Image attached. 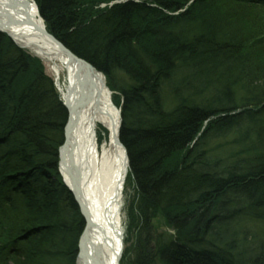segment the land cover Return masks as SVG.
<instances>
[{"label":"trees","instance_id":"obj_1","mask_svg":"<svg viewBox=\"0 0 264 264\" xmlns=\"http://www.w3.org/2000/svg\"><path fill=\"white\" fill-rule=\"evenodd\" d=\"M34 1L121 110L127 242L135 233L121 264H264L263 238L242 243L264 221V0ZM67 116L43 62L0 33V264H76L85 219L58 166ZM158 215L175 237L155 250Z\"/></svg>","mask_w":264,"mask_h":264},{"label":"bare ground","instance_id":"obj_2","mask_svg":"<svg viewBox=\"0 0 264 264\" xmlns=\"http://www.w3.org/2000/svg\"><path fill=\"white\" fill-rule=\"evenodd\" d=\"M10 2L0 0V29L6 30L19 46L32 50L50 67L61 96L68 106L74 105L78 101L72 90L70 63L51 39L33 28V25H42L38 8L28 0ZM88 74L96 91L74 115L72 152L68 159L81 177L80 205L89 221L80 244L78 264H117L116 258L123 251L120 214L128 169L126 153L119 141L121 115L103 73L90 68ZM101 129L105 135L99 142ZM64 177L68 182L65 173Z\"/></svg>","mask_w":264,"mask_h":264},{"label":"water","instance_id":"obj_3","mask_svg":"<svg viewBox=\"0 0 264 264\" xmlns=\"http://www.w3.org/2000/svg\"><path fill=\"white\" fill-rule=\"evenodd\" d=\"M27 1V0H26ZM28 1H32V0H28ZM9 3L10 0H9ZM33 5L35 4L34 1H32ZM36 6V4H35ZM38 8V7H37ZM13 9L15 10V8L13 7ZM39 18H41V26H34L33 28H35L37 30V32L42 35L45 36L49 39H51L57 46L58 49H60V51L63 53V55L66 57V59L68 60V62L71 65V70H72V80L73 82V86H72V90L76 92L77 98L76 100L78 101L77 103H75L74 105L67 104V102H65V99L62 100L63 105L65 106L67 112H68V118L66 121V125L64 128V141L62 143V146L59 149V172L61 174V176L64 178V182L65 185L69 188L70 192L72 193L73 197L76 199L77 203L79 204V208L81 209V213L83 218L85 219V227H84V231L81 234L80 238H79V244H78V255L76 257V264H78L81 260V251H80V244L82 242V237L84 236L85 232H86V228L87 225L89 224V221L87 220V216H86V211H84L83 208H81L80 205V201L82 200V192H81V185H80V179L81 177L78 174L77 169H75V167L72 165V163L69 161L70 160V156H71V136H72V128H73V119H74V115L76 113H78V110L82 107V105L85 102H89V100L92 98V96L95 94V88H94V84L92 82V79L89 78V69H94L95 72H97V69L91 64L88 63L86 60L82 59V58H78L69 48H66L64 46V44L58 39L55 38L51 33L48 32V30L45 28V24L44 21L42 19V17L39 16ZM0 33L1 34H5L7 35V37L9 38V40H11L13 42V44H15L16 46H18L19 48L23 49V50H27L29 53H31L33 56L38 57L40 59V57L36 54L32 53V50H29L28 48H24L18 45V43L16 42V40L13 39V37L11 36V34H9L6 30H1L0 29ZM99 73V72H98ZM119 110V109H118ZM119 114H120V110H119ZM120 121V125H119V129L121 126V120ZM123 149H124V153H126V150L123 146V144L121 143ZM126 158H127V163H128V153H126ZM69 159V160H68ZM127 167L129 168V163L127 165ZM128 171V169H127ZM64 173L67 175L68 177V182L66 180V178L64 177ZM127 174V172H126ZM121 259V254L118 255V257L116 258L117 260V264L120 263Z\"/></svg>","mask_w":264,"mask_h":264},{"label":"rangeland","instance_id":"obj_4","mask_svg":"<svg viewBox=\"0 0 264 264\" xmlns=\"http://www.w3.org/2000/svg\"><path fill=\"white\" fill-rule=\"evenodd\" d=\"M34 1V0H32ZM35 2V1H34ZM36 4V3H35ZM37 7V5H36ZM99 7H105V4H101L99 5ZM253 11V10H252ZM39 13V11H38ZM241 15L237 16V18L239 19L238 21V24L236 25L237 28L238 26L240 25V17H243L245 15L244 12H239ZM251 15H253V13H249ZM40 16V14H39ZM254 16V15H253ZM41 17V16H40ZM43 19V18H42ZM44 21V20H43ZM259 23L261 22V20L259 19L258 21ZM258 23V24H259ZM244 28L245 30H248L247 29V26L244 25ZM7 36V35H6ZM235 37H232L233 41ZM237 38V37H236ZM21 49V48H20ZM23 50V49H22ZM262 50V49H261ZM26 51L27 53H29L27 50H24ZM30 55H32L31 53H29ZM33 56V55H32ZM264 58V57H263ZM247 62H250V61H247ZM250 65V64H249ZM44 67H45V71L48 73H50L51 75L53 74L52 71L50 70V67L48 65H46L44 63ZM259 73H264L263 71L262 72H259ZM104 75V74H103ZM179 77L176 76L175 80ZM118 79V82L123 83L122 82V79L117 77ZM104 79H105V76H104ZM121 79V80H120ZM116 82V81H115ZM106 84H107V79H106ZM116 84H118L116 82ZM108 87V86H107ZM182 91L184 93H187V92H190L191 90H188V89H182ZM112 92V91H111ZM112 95H113V92H112ZM172 94H170V91H165V99H166V103H167V107L170 105L171 106V103H172V97H171ZM121 127V126H120ZM105 132H103V129H101V132H100V136L102 137V139L104 138V134ZM101 139V140H102ZM125 187H124V191H123V199H122V210H121V214L120 216L122 217V220H121V228L123 229L124 233H123V253L122 255H124L126 253V248H129L131 246V244L135 243V233H132L133 235L130 237V235L128 236L130 242H127V233H128V230H129V217H127V214H128V210H129V204L131 203V201L133 200V195H132V190H131V186L130 185H127V176H126V179H125V183H124ZM261 220V219H260ZM258 220V221H260ZM258 221L254 222L251 224L250 222V227L247 228V227H244L247 229L248 232H243V241L242 243L244 244L245 248L247 249V247L249 245H252L253 244V239H256V240H259V238H263L262 240H264V221H262V223H258V224H255L257 223ZM260 221V222H261ZM245 222V221H244ZM152 225L153 226V238H152V241H151V246L156 250V246L157 244H160L162 242H168L170 240H173V234H174V231L172 230V228L166 226L163 218L161 216L158 215L157 218H155L154 220L151 221ZM246 223V222H245ZM238 226V225H237ZM251 228V229H250ZM246 229H243L246 231ZM134 231V230H133ZM132 231V232H133ZM254 231V232H253ZM132 238V239H131ZM131 249V247H130ZM131 250H134V249H131ZM156 260H155V264H161L158 256L155 257Z\"/></svg>","mask_w":264,"mask_h":264}]
</instances>
